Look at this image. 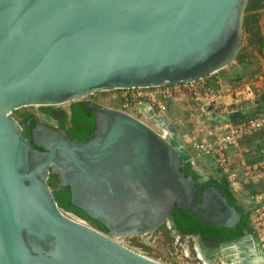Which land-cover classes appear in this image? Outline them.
Listing matches in <instances>:
<instances>
[{
	"label": "water",
	"instance_id": "water-1",
	"mask_svg": "<svg viewBox=\"0 0 264 264\" xmlns=\"http://www.w3.org/2000/svg\"><path fill=\"white\" fill-rule=\"evenodd\" d=\"M247 0H0V264H160L115 241L144 236L173 209L236 230L242 215L213 186L197 195L168 138L118 109H93L86 142L42 126L34 149L12 113L116 89L192 83L234 63ZM85 108L92 106L84 103ZM143 105H139L140 112ZM205 108L197 122L207 123ZM155 123H163L153 110ZM232 112L223 121L239 120ZM222 123V122H219ZM104 234L71 219L47 184ZM199 202L196 203L195 200ZM214 263L264 264L251 234L214 246Z\"/></svg>",
	"mask_w": 264,
	"mask_h": 264
},
{
	"label": "built area",
	"instance_id": "built-area-1",
	"mask_svg": "<svg viewBox=\"0 0 264 264\" xmlns=\"http://www.w3.org/2000/svg\"><path fill=\"white\" fill-rule=\"evenodd\" d=\"M202 80L152 88L116 89L108 93L111 94L110 99L118 103L119 110L127 113L131 109L140 112L138 106L143 105L142 109L146 113L148 110L156 109L159 114H164L167 110V102L188 96L195 106V112L201 115L207 106L212 105L215 110L220 108L222 105L220 100L225 97L223 93L213 92L206 87ZM244 90L253 97L255 91L252 84H246ZM243 93L239 91L238 95ZM233 96L236 100L237 95L233 94ZM225 106L228 107V105ZM232 112L235 111H230ZM197 115L192 116L194 130L198 134L197 139L191 143L195 155L212 160L226 176L232 192L237 197L244 194V183L258 184L256 192L249 196L251 204L249 226L252 237L264 253V146L257 152L259 160L252 164L247 163L241 155L240 146L241 140L264 132V119L253 115L239 121L212 124L197 122ZM254 153L256 152H251V154ZM235 157L240 158L234 163ZM191 161L193 164V157Z\"/></svg>",
	"mask_w": 264,
	"mask_h": 264
},
{
	"label": "rangeland",
	"instance_id": "rangeland-1",
	"mask_svg": "<svg viewBox=\"0 0 264 264\" xmlns=\"http://www.w3.org/2000/svg\"><path fill=\"white\" fill-rule=\"evenodd\" d=\"M244 16V14H243ZM259 27L261 31V35L264 38V11L261 12L260 20H259ZM247 53L249 54L248 60L250 66L248 67L247 71H244V64L245 62H240L238 59L226 67L225 69L218 72V76L222 79L221 82L223 86V94L227 97V104L228 107H221L222 112L218 109V113L220 114L219 119L212 121V124H217L218 122H225L223 121L224 118L230 114V111H238L242 110L244 114L250 112L255 108V100H257L261 90L264 88V47L259 53L257 49H253L252 47L248 46L247 38L243 35L242 39V46ZM239 58V57H238ZM238 75H242L243 78L236 79ZM246 84H252L254 88V95L250 97L248 92L244 90ZM239 91H243L244 93L238 95ZM97 94V101L98 103L112 107L114 109L119 110L118 103L110 99L111 94L108 92H100ZM234 95H237V99L234 100ZM180 100V99H178ZM190 100V99H189ZM170 102V101H169ZM167 102V104L169 103ZM167 106V105H166ZM172 112H176L177 116L182 117V114L179 111L178 107H171ZM225 109V110H224ZM216 110V111H217ZM167 111V110H166ZM158 114L157 110L154 111ZM127 113V112H126ZM134 118L142 121L153 130L157 131L161 135H164V124L160 125L159 123L153 122L148 114L143 110L142 112H138L137 110H128ZM264 119V110L261 113L257 114ZM241 119V118H240ZM239 119V120H240ZM169 126L175 130L179 136H181L187 144H183L184 148L189 150L190 154L194 159V168L197 171H200L207 175L209 178L215 174L216 165L213 163L212 160L203 157H197L191 148V143L196 139L194 136L193 125L190 124L185 118H178L172 119V122ZM251 154L250 151L244 152L241 149V155L245 158ZM242 194V193H241ZM240 194V195H241ZM246 204V201H242ZM71 219L76 221L82 222L80 219L76 218L72 214H68ZM165 230H168L166 227L161 228L159 231L148 233L144 236H139L136 239H128V238H121L115 237L114 240L122 244L123 246L151 259L160 264H204L205 262L203 259L199 258L197 249V257L193 250V239L189 237H176L172 236L169 233L170 239L169 241L164 236ZM145 244H144V243ZM140 244H144L146 248L141 247ZM213 264H221L219 261Z\"/></svg>",
	"mask_w": 264,
	"mask_h": 264
},
{
	"label": "trees",
	"instance_id": "trees-1",
	"mask_svg": "<svg viewBox=\"0 0 264 264\" xmlns=\"http://www.w3.org/2000/svg\"><path fill=\"white\" fill-rule=\"evenodd\" d=\"M264 10V0H247V6L243 16V35L247 38L248 46L253 49H257L259 53H261L264 47V38L261 35L259 20L261 12ZM238 60L242 62L241 56H239ZM237 79V78H236ZM241 79V78H239ZM238 79V80H239ZM214 89H217V85H213ZM255 108L250 112H247L240 120L245 119L246 117L257 115L264 110V88L261 90L257 100H255ZM13 117L17 120L20 114L18 111H14L12 113ZM239 121V120H234ZM94 130V120L91 116L87 115L82 106L77 107L74 105L71 109V115L69 117L68 126L65 127L64 134L68 138L72 140H77L80 142H86L92 137V133ZM25 137L28 136L25 134ZM30 140V139H29ZM244 146V148H249L250 152H256L254 154H250L246 156L244 159L247 163L252 164L259 160L258 150L264 146V132L252 137L246 144H240ZM180 157L184 161V166L181 169V172L185 174L186 177H191L194 182L198 180L197 170L194 168V164H192L189 150L183 149L180 152ZM240 157L234 158V163L238 161ZM195 161H193L194 163ZM55 179L54 175H51L47 180V184L52 191V195L54 201L57 206L62 210L67 212L68 214L74 215L76 218L81 221L89 220V218L82 213L77 208L70 205V196L67 188H59L52 186V182ZM213 186L217 191H219L222 196L227 200V203L233 207L242 215L241 221L238 224L236 230L231 229H219L211 226L210 229H214L219 231V235L221 241H231L236 240L243 236L244 232H248L251 234L250 226H249V210L251 209V204L249 202V196L256 192L258 184H254L253 182H247L243 184L244 194L240 197H237L231 190L229 186V182L224 174L216 167L215 174L210 177V181L205 184L195 183L197 188V195L199 196L206 186ZM242 201H246L244 204ZM196 203L199 202L198 199L195 200ZM171 215L177 220L176 227L178 230L189 233L197 232L199 227H204L201 225L197 218L189 213L182 212L177 209H173ZM164 236L167 240L172 241L169 236V230H165ZM141 247L146 248L144 244H140Z\"/></svg>",
	"mask_w": 264,
	"mask_h": 264
},
{
	"label": "flooded vegetation",
	"instance_id": "flooded-vegetation-1",
	"mask_svg": "<svg viewBox=\"0 0 264 264\" xmlns=\"http://www.w3.org/2000/svg\"><path fill=\"white\" fill-rule=\"evenodd\" d=\"M84 103H91L92 106L85 108L83 106ZM74 105H77V107L82 106L86 114L91 116L92 118H93V115L91 113V110L93 109H114L112 107L104 106L98 103L97 94L90 95L84 99H80V100L70 102V103L49 105V106H27V107L20 108L16 110L18 111V114H20V116L17 119V122L22 128V134L24 135V137H25V134L28 136V138L26 137L25 138L29 142V144L34 149L41 151L40 148H37L36 146L32 144V138H31L32 130L35 129L37 126H42L52 131H56L58 133L64 134L63 132L65 130V127L68 126L69 117L71 115V109L73 108ZM235 112H237V110ZM238 112H241L243 116L245 115L242 110H238ZM219 115L220 114L218 112H216L215 115L209 114L207 116L208 123L218 120L220 117ZM164 128H166L164 129V132H165L164 136L171 141L173 146L176 147L179 152H181L184 149V146L177 132L173 130L170 126L165 125ZM50 176L51 174L49 175L48 179L50 178ZM56 181H57V177L55 176V179L53 180L52 183ZM82 222L89 224L90 226H92L93 228L97 229L98 231L104 234L108 233V231L100 223L96 221L89 219V220L82 221ZM176 224H177V220H175L174 217L170 213L166 223H164L161 227H159L157 230L152 231V232L159 231L161 228L166 227L169 230L170 235L172 236H176L178 238L184 237V236L192 238L193 239V250L196 254V257H197L196 247H199L203 252L208 254V253L213 252L212 248L214 246H218V244L220 243L227 242V241H221V238L219 235L220 232L214 229H210V227H207V226H204L201 228L199 227L198 228L199 230L197 232L189 231V233H184L177 229ZM118 237L136 239L139 236H118Z\"/></svg>",
	"mask_w": 264,
	"mask_h": 264
},
{
	"label": "crops",
	"instance_id": "crops-1",
	"mask_svg": "<svg viewBox=\"0 0 264 264\" xmlns=\"http://www.w3.org/2000/svg\"><path fill=\"white\" fill-rule=\"evenodd\" d=\"M239 56H241L242 62H245V64L243 65L244 66V68H243L244 71H247L248 67L250 66V64H249L250 60H248L249 54L247 53V50L244 49V47H241ZM236 78L237 79L238 78H243V76L242 75L241 76L238 75ZM202 82H203V84L206 87L212 89L213 92L223 93V91H224V90H222L223 86H222V83H221V82H224V81H222V79L218 76V73H215V74H213V75H211V76H209L207 78H204L202 80ZM212 84L213 85H217L218 86L217 89H214ZM178 99H180V100H178ZM220 102L222 104L221 105L222 108L227 107V106H225V105H228L226 96L222 97ZM171 107H178L180 113L182 114V117L177 116L176 112H172V108ZM221 107L219 108L220 112L223 111V110H221ZM194 109H195L194 104L189 100V97L186 96V97H181V98H177L176 100L170 101L167 104V111L164 114H159L158 113L156 116L161 118V120L163 121L164 125L162 123H160V125L162 124L163 126H165V125L169 126V124L172 122V119L185 118L187 121L190 122L191 125H193L192 127H193V131H194V136L197 139L198 134L194 130V122H193L192 116L193 115H197V114H198L197 115L198 118H201L202 116L199 115V113H196ZM179 137L182 140L183 144H187L186 141L181 136H179ZM251 139L252 138H245V139L241 140L240 144L244 145ZM244 146H241V149H243L244 152H247V151L250 150L249 148H244Z\"/></svg>",
	"mask_w": 264,
	"mask_h": 264
},
{
	"label": "bare ground",
	"instance_id": "bare-ground-1",
	"mask_svg": "<svg viewBox=\"0 0 264 264\" xmlns=\"http://www.w3.org/2000/svg\"><path fill=\"white\" fill-rule=\"evenodd\" d=\"M196 249L198 250L197 253H198L199 258L203 259V261L205 262L204 264H213L214 263L213 259L216 256V252L206 254L199 247H196Z\"/></svg>",
	"mask_w": 264,
	"mask_h": 264
}]
</instances>
